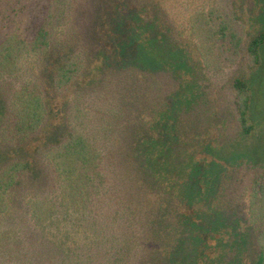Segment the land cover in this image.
I'll return each instance as SVG.
<instances>
[{
  "label": "trees",
  "instance_id": "16d2710c",
  "mask_svg": "<svg viewBox=\"0 0 264 264\" xmlns=\"http://www.w3.org/2000/svg\"><path fill=\"white\" fill-rule=\"evenodd\" d=\"M184 1L193 11L178 23L165 0H0V264H245L250 250L264 264L263 217L247 208L250 247L231 242L214 199L222 160L201 122L204 80L219 87L198 39L223 6ZM223 20V46H241ZM263 48L258 32L253 69ZM245 73L225 103L251 138Z\"/></svg>",
  "mask_w": 264,
  "mask_h": 264
},
{
  "label": "rangeland",
  "instance_id": "374dc122",
  "mask_svg": "<svg viewBox=\"0 0 264 264\" xmlns=\"http://www.w3.org/2000/svg\"><path fill=\"white\" fill-rule=\"evenodd\" d=\"M179 1L184 3L183 7L186 10L183 7H178ZM217 1L223 6L221 15L216 14L213 17L209 26L204 30L205 35L203 37L201 35L198 39L203 64L210 74L218 78L212 79V82L219 87H215L219 91H214L209 82L204 80L203 86L209 92L202 98L201 104L202 107L208 102L210 104L208 109L205 108L208 112L201 122L204 124V118L210 119V128L213 130V137H211L214 141L213 148L210 149L211 154L215 156L216 160H222L218 164L222 167L223 175L214 198L218 211L221 213V217L225 215L228 218L230 224L228 227L226 226V230L232 233L231 242L236 243L239 240L235 247L248 248L251 242L250 244L246 242L248 238L242 239L244 232L247 230L248 233L251 232L248 229L246 209L249 208L253 212L256 225L261 224V217L264 218V201L260 198L257 190L259 179L264 176V48L262 50V66L253 69L251 58L246 54V46L255 34L264 32V0ZM165 2L170 18L178 23L181 22L182 17L186 19L192 14L193 7L187 5L184 0H165ZM208 8L210 9V7ZM26 18L25 15H22L18 18V22L15 20L18 23L17 29L24 37L34 33L32 26L30 32L27 29ZM222 20L229 26L228 33L231 31L237 33L238 39L242 43L241 46L236 41H233L232 44L231 38L228 39L226 46H223V42L219 40V28ZM8 22L5 20L3 25H0V34L9 31L6 29L9 25ZM235 64L238 65L235 66ZM218 70H221V73L214 74ZM241 72H246L245 75L252 89V114L256 132L255 136L251 138L238 135L232 110L227 109L225 103L231 98L230 80ZM217 112H222L219 114L221 115L219 119L216 116ZM201 203L203 204V202ZM228 249L230 247L224 245L225 252ZM248 254L249 257L245 264H252L255 255L252 250Z\"/></svg>",
  "mask_w": 264,
  "mask_h": 264
}]
</instances>
